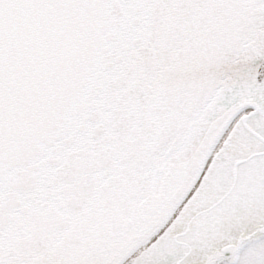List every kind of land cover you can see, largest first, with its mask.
Instances as JSON below:
<instances>
[{
	"label": "snow or ice",
	"instance_id": "1",
	"mask_svg": "<svg viewBox=\"0 0 264 264\" xmlns=\"http://www.w3.org/2000/svg\"><path fill=\"white\" fill-rule=\"evenodd\" d=\"M0 264H264V0H0Z\"/></svg>",
	"mask_w": 264,
	"mask_h": 264
}]
</instances>
